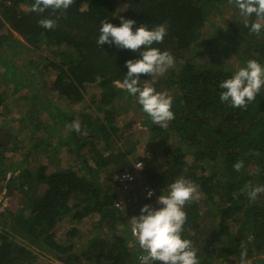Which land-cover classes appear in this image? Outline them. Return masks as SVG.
<instances>
[{
    "label": "trees",
    "instance_id": "1",
    "mask_svg": "<svg viewBox=\"0 0 264 264\" xmlns=\"http://www.w3.org/2000/svg\"><path fill=\"white\" fill-rule=\"evenodd\" d=\"M33 3L34 0H0V66L4 69L0 76L10 82L13 93L22 91L23 85L15 80L19 68L11 59L13 53L19 46L28 53L52 47L51 52L57 58L50 60V65L58 71L54 88L58 97L64 96L67 109H49L52 125L43 126L47 131L59 126L66 128L75 119L80 121L81 129L76 132L68 127L66 144L71 146L68 152L74 156L67 159L70 163L65 167L58 166V142L53 145L48 137L30 139L33 141L29 149L19 147L10 157L4 156V144L8 142L0 140V175L6 178L5 172L9 173L6 183L0 185V193L15 198V202L11 198L10 221L4 222L7 228L4 225L0 230V264H76L77 261L135 264L125 222L139 213L142 201L159 207L157 197L178 176L195 182L203 202L215 209L202 217L195 205L185 206L187 220L183 235L197 250L199 264L212 259L215 242L221 241L226 231L234 234L241 217L248 243H239L229 233L223 244L224 252L213 258L226 257L219 258V264L232 259L255 264L258 255L264 256V192L249 199L240 189L248 182L264 183V89L247 107L233 108L221 103L218 82L231 75L228 69L234 67L214 60L211 50L210 56H203V49L213 46L220 38L218 33H204L203 37L201 30L207 23L211 27L215 25L210 16L213 12L219 15L229 10V41L242 42L240 50L247 54L238 67L248 58L264 63V33L258 36L248 31L233 0H73L65 12L49 8L43 13L32 11ZM121 15L135 19L133 27L141 23L149 27L164 23L167 35L155 46L167 49L175 58L171 68L174 70L165 82L175 88L172 106L175 118L168 121L167 127L148 119L150 137L144 143L146 151L152 154L151 161L155 154L162 153L165 162L157 171L151 169L153 165L149 162L141 172H136L139 179L135 188L149 186L153 195L147 196V188L142 198L139 194L133 201L134 207L127 202L128 193L122 188L126 181L120 176L122 172L130 174L135 170L131 150L122 145L109 148L108 141L116 136L119 142H129L125 134L133 124L123 114L117 115L114 104L122 92L120 85L127 71L125 61L138 57L139 53L96 43L101 20L119 24ZM46 16L57 20L54 28L45 29L38 23ZM61 46L65 50H59ZM10 47L14 52L9 56ZM40 58L45 63L46 57ZM40 65L33 63L39 72L46 68ZM43 71L47 75L46 69ZM91 83H96L100 92H93L89 98L85 88ZM5 92L0 91V135L8 139L5 134L12 133L4 130L2 119L10 111L11 102L7 108ZM81 103L84 107L71 116L72 108ZM31 104H34L32 100ZM85 108L91 112H85ZM8 119L27 123L22 115H11ZM41 125L32 120L34 129L40 131ZM39 147L45 155L33 156ZM18 154L21 159H16ZM237 160L243 161L239 171L233 168ZM15 167L20 171L13 176ZM82 169L86 174L79 171ZM128 208L133 210L124 216ZM217 214L221 215L218 220ZM238 214H241L239 218ZM89 222L88 235L87 231L83 235L79 229ZM82 236L86 246L79 248L76 243L83 244ZM246 258L250 260L245 261ZM259 264H264V259Z\"/></svg>",
    "mask_w": 264,
    "mask_h": 264
},
{
    "label": "clouds",
    "instance_id": "2",
    "mask_svg": "<svg viewBox=\"0 0 264 264\" xmlns=\"http://www.w3.org/2000/svg\"><path fill=\"white\" fill-rule=\"evenodd\" d=\"M72 3L73 0H34L31 10L43 13L51 8L54 12H65ZM233 5L250 33L258 36L264 33V0H233ZM119 20V24L109 19L101 20L96 43L101 47L107 43L139 53L138 57L125 61L127 71L123 86L128 94L135 97L153 124L167 127L168 121L175 118L174 98L167 91H157L153 85L158 76H163L175 64L170 51L155 46L164 40L168 28L164 23L151 27L141 23L133 27L136 20L122 15ZM38 23L45 29H52L57 20L46 16L41 17ZM228 71L231 75L218 82L220 102L233 108L247 107L264 89V63L248 58L241 66ZM140 74H149L151 78L141 79ZM66 127L79 132L81 123L74 119ZM134 165L136 168L143 167L141 171L144 169L141 161H134ZM242 167V160L233 164L237 171ZM240 191L246 193L249 199H255L264 192V183L248 182ZM146 194L151 197L153 189L149 188ZM193 198H198V185L187 177L178 176L157 197L159 207L145 203L139 213L131 217L132 232L139 247L144 250L141 257L144 261L151 264L156 261L163 264H199L197 250L192 241L183 235L187 220L185 205ZM213 260L219 264V259Z\"/></svg>",
    "mask_w": 264,
    "mask_h": 264
},
{
    "label": "rangeland",
    "instance_id": "3",
    "mask_svg": "<svg viewBox=\"0 0 264 264\" xmlns=\"http://www.w3.org/2000/svg\"><path fill=\"white\" fill-rule=\"evenodd\" d=\"M123 3V2H122ZM222 14H224V17H222ZM219 14L213 12L211 14V20L214 21L215 25L210 26L209 23L206 24V27L202 29L203 37L204 33H209V34H216L218 33L219 39L218 41H215L213 43V46L211 47H205L203 49V56H210L211 54L214 55V60H218L230 64L234 68L238 67V65L244 61V58L246 57V53L242 52L240 50V47L242 46V42H234L235 40H230L227 36V33L231 31L230 30V24L229 20L230 18V11H225L224 13ZM228 18V19H226ZM264 37V36H263ZM207 38L205 37L204 40ZM262 39V38H259ZM41 40V39H40ZM53 48L51 47H42L39 50H31L30 53L23 47H18L17 51L13 53V57L11 58L13 63L18 67V76L15 77V80L18 81L19 84H22V91H17L13 93L12 90H14L11 87V84L9 81L5 80L2 76H0V91L4 93V96H8V98L4 97V103L7 105V108H9V102H11V107L10 111L8 113L6 112V117L2 119V123L5 124V129L6 131L12 133L8 134L6 133L5 136L8 137V139H3V135H0V140L4 141L6 140L5 143L8 142V144H4V147L6 148V154L4 156H13L15 155L14 151L18 150L19 147H23L22 149H29L30 144L33 140H35L36 137L44 136L45 138H50L51 143L57 144L60 146L59 154H58V159H59V165L61 167H65L68 165L70 162L67 161L69 158H72L74 155L70 154L68 152V148L71 146H68L66 144V137L68 136L67 131L68 127H57L55 130L52 131H47L44 126L48 125L51 123V119L48 116V111L52 107H57V108H63L67 109L64 105V96L58 97V92L57 89L54 88V79L56 74L58 73L57 70H55L51 65H50V60H55L57 58L56 54H53L51 52ZM59 50H65L64 46H61ZM211 50V54L209 53ZM7 51L9 53V56L11 55L12 52H14V48L10 47L7 48ZM40 56H45V63L41 60ZM200 57V56H199ZM213 58V56H212ZM38 62L39 64L45 66L47 71L46 73L41 70V72L37 71L33 63ZM217 62V61H215ZM44 63V64H43ZM40 65V66H41ZM48 67V68H47ZM174 67V66H173ZM3 67L0 66V75L3 74ZM174 70V69H172ZM171 68L163 75V76H158L154 82V87L157 91H167L168 94L173 96V92H175L174 85H169L165 84L166 80L169 78V76L172 74ZM150 75L146 74L144 77L141 76V79H150ZM173 79V78H172ZM142 83L144 82L143 80L141 81ZM149 83H153L152 81H148ZM122 88V92H119L117 96V101L116 104H114V110L117 111V115L123 114L124 117L126 118L127 121L132 122V127L127 130V133L125 134V137L128 139L126 141H129L127 143L119 142L118 137L115 136V138L110 137L108 141V147L109 148H117L120 145L124 146L125 148H128L131 150L130 152V159L131 163L134 164V161L142 160L143 166L145 168L146 164H149V162H152L151 169L153 171H157L165 162L164 154L162 153H157L155 154V158L153 161H151L153 158H151V152L146 151V146H145V141L150 137V133H148V128L146 125H148V119L150 122L151 119L148 117V115L142 110L140 105L136 102L135 97L131 96L128 94L126 91V88L123 85H120ZM24 90V91H23ZM86 90V91H85ZM85 95L87 97L91 96V94L94 92L96 94H99L100 89L97 87L96 83H91L87 84L85 88ZM26 96L30 97L32 102L34 104H31V100L26 98ZM90 98V97H89ZM88 101V100H87ZM85 101V103L87 102ZM90 106V105H89ZM84 104H78L73 107L72 109L74 110L73 114L71 116H76V110L79 108H83ZM29 110H34V113H28ZM85 112L90 113L91 110L85 108ZM14 115H22L25 117V120L27 123L20 124L19 121H9V117ZM36 119L37 121L41 122V127L40 131L34 129L32 126V120ZM44 125V126H43ZM52 125V123H51ZM129 133V134H128ZM34 136V137H32ZM33 139V140H30ZM36 141V140H35ZM98 142V141H97ZM101 142V141H100ZM3 143V142H2ZM1 144V143H0ZM3 147V146H2ZM1 147V148H2ZM20 152V151H19ZM37 154L33 156H43L44 150L42 147H39L37 149ZM34 158H40V157H34ZM16 159H21V155L18 154L16 156ZM40 160V159H39ZM17 161V160H16ZM30 162V159H29ZM28 162V164H29ZM188 163H191V160H188ZM10 166V165H9ZM6 169L10 170L9 167ZM197 169V168H196ZM13 176H16L19 173V169L17 167L13 168L12 170ZM81 171L82 174H86V170L82 169L79 170ZM199 172V168L196 170ZM123 173L127 172H122L120 176H122ZM129 173V172H128ZM6 178L4 176L0 175V185H4L6 183L7 176H8V171L5 172ZM132 175V178H125L122 179L126 182L122 185L123 187V192L127 194V197H129L128 204L135 206V201L137 199V196L140 194L142 198V194L144 195L145 192V187H140V189L135 188L137 184V181L139 179L138 175H136V171L134 172L131 171L130 173ZM4 178V181L2 180ZM129 182V183H127ZM132 185L134 186L132 191L131 190ZM159 185V184H158ZM144 188V189H143ZM146 188H149V186H146ZM167 189V187H166ZM156 190V189H155ZM146 191V190H145ZM130 194H131V201H130ZM11 198L12 201L15 202L14 196H5L3 192L0 193V230L3 228V226L10 221V217L8 216V212L11 210ZM142 201V200H141ZM147 203L146 201H142V205ZM195 205L196 212L199 216L202 217H207L208 214L207 212H215L214 208L209 204L207 205L206 203L203 202V197L200 192H198V198H193L189 204H186L185 206H192ZM128 207V205H126ZM129 210V208H128ZM125 210L124 211V216H127V214L132 211L133 209H130L129 211ZM138 212V211H137ZM137 215V214H136ZM210 216V215H209ZM238 218L241 216V214L237 215ZM221 217L220 214H217L216 220H218ZM132 219V218H129ZM7 221L6 223H4ZM128 220V222H125L126 228L130 231V238L132 236L131 233V221ZM92 222V221H91ZM84 224L83 226L80 227L79 231L83 232V235H86L87 229L90 228V223ZM4 223V224H3ZM62 226V225H60ZM60 226H59V232L60 231ZM119 227L122 229L123 226L119 225ZM245 224H244V219L242 217L240 218L239 225L234 229V234L226 231L224 233V238H220L221 241H216L215 245L213 246V256H216L219 254L220 251L224 252V243L226 242L227 236L231 234V236H236L238 239L239 243L241 244H247L246 237L248 235V232L245 230ZM4 228H7V225L4 226ZM65 228V227H64ZM63 228V229H64ZM230 233V234H229ZM88 235V231H87ZM83 237V236H82ZM77 241V237H76ZM80 241L83 244H77V247L83 248L86 246V241L84 240V237L80 239ZM132 242V239H131ZM130 242V244H131ZM213 256L211 258H213ZM216 258H221V259H226V257H216ZM260 258V259H259ZM210 259V258H209ZM264 256L260 257L258 255L257 262L255 261V264H259L263 261ZM228 260V259H227ZM250 260V258H246L245 261ZM229 263L227 264H242V261L239 260H231L228 261ZM207 263V262H206ZM205 263V264H206ZM76 264H80L78 261Z\"/></svg>",
    "mask_w": 264,
    "mask_h": 264
},
{
    "label": "built area",
    "instance_id": "4",
    "mask_svg": "<svg viewBox=\"0 0 264 264\" xmlns=\"http://www.w3.org/2000/svg\"><path fill=\"white\" fill-rule=\"evenodd\" d=\"M138 161H141L142 160H138ZM143 163V162H142ZM134 165V164H133ZM141 168H136L135 165H134V169L136 172H140ZM122 179H125V178H132V175L129 174V173H123L122 176H121ZM145 190H147V188L145 187ZM152 206L154 207H157L156 203L152 204ZM131 233H132V240H133V244H132V248H133V251L135 252V264H151L150 261H144L141 257L144 255V250L141 249L136 241V238L135 236L133 235V232H132V227H131ZM154 264H163V262L161 261H156L154 262ZM206 264H218L217 261L215 260H211L209 263H206Z\"/></svg>",
    "mask_w": 264,
    "mask_h": 264
},
{
    "label": "crops",
    "instance_id": "5",
    "mask_svg": "<svg viewBox=\"0 0 264 264\" xmlns=\"http://www.w3.org/2000/svg\"><path fill=\"white\" fill-rule=\"evenodd\" d=\"M214 258L210 259L207 263H209L211 260H213Z\"/></svg>",
    "mask_w": 264,
    "mask_h": 264
}]
</instances>
